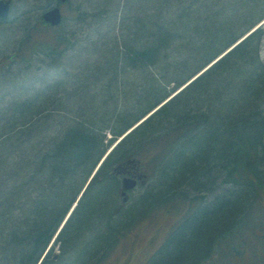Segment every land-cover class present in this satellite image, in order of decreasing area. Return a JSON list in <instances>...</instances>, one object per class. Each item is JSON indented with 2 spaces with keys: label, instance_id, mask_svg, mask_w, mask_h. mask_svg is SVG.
<instances>
[{
  "label": "trees",
  "instance_id": "1",
  "mask_svg": "<svg viewBox=\"0 0 264 264\" xmlns=\"http://www.w3.org/2000/svg\"><path fill=\"white\" fill-rule=\"evenodd\" d=\"M195 2L182 5L181 0H153L147 21H130L127 27L124 26L128 34L120 36L121 39L116 37L111 46L108 41H101L87 49L99 56L95 62L98 66L95 74L102 80L93 78L94 83L102 85L87 93L91 100L97 97L103 102L108 96L117 100L115 90L111 89L113 85L107 89L105 84L110 79L115 83L120 66H130L139 76L150 74L146 73L151 67L160 70L166 79L175 81L176 78L178 84L235 44L206 72L165 103L152 118L136 127L113 154L107 156L57 235L60 255L52 260L49 252L42 264H62L66 259L73 263L76 256L70 252L79 248L78 241L82 240L83 231H93L91 237H94L89 240L90 245L82 246L86 251L93 252L91 248L104 246L108 252L118 243H121L120 247L124 245L123 250L126 251L129 245L131 248L137 245V234L150 230V226L147 223L132 226V220L125 224L132 217L130 208H121L123 202L118 204L120 181L115 174L116 166L134 161V166H139L136 162L139 161L161 170L164 162L169 160L171 171L161 174L159 180L174 184L171 189H178L185 182L189 186L194 183L209 186V190L212 187L214 191L222 183L232 185V189L212 196L201 217L204 224L198 222L197 215L191 222H185L182 226L187 227L175 232L151 264H193L198 253L204 254L210 248L212 251L214 247L211 246L219 245L222 240L228 241L230 233L233 236V231L226 230L231 222L236 227L245 228L248 233L258 226L262 236L259 239L264 241L262 218L257 213L252 214L264 197V62L259 55L264 27L251 31L264 19V0H252L246 8L225 2L216 10L210 7L211 4L195 6ZM229 10L231 13H227ZM57 28L54 27L55 30ZM204 32L208 33L206 37L201 35ZM197 34L199 36L195 37ZM56 36L49 49L58 56L69 41L65 42L64 35ZM242 36L245 37L238 41ZM38 46L23 42L19 56L23 59L33 56L38 52ZM56 63L53 65H59L61 61ZM121 74L125 72L121 71ZM111 75L103 84V77ZM181 77L182 80H178ZM218 80L230 90L219 92L214 87ZM49 91L41 94V105L48 100ZM162 91V88L153 86L146 97H138L139 100L131 106L135 109L132 117L116 111L106 117L105 113L99 115L98 110L94 113L84 110L80 116L51 114L45 118L41 115L35 120L28 117V113L40 96L36 95L35 102L33 99L19 102V113L23 115L19 118V129L0 131V260H7L8 264H35L105 153L106 128L114 137L120 135L161 101L160 98L166 94L165 88ZM190 102L199 107L188 116L184 109ZM181 103L182 107L178 106ZM178 108L181 110H176ZM159 115L168 123L160 133L147 135L152 130H160L153 123L154 117ZM171 115L179 119L169 122ZM40 117L42 121L38 122ZM7 120L0 117V123H6V128ZM129 138L139 141L133 148L126 149ZM13 139H19L16 159L11 157V146H8ZM182 141L186 142L183 144L186 152H177ZM118 152L122 155L114 157ZM128 227L134 229L131 232L133 238H124ZM168 227L161 229V235ZM219 227L224 233L214 237L221 232ZM194 228L200 233L195 235V246L189 251L185 244ZM99 233L104 234L103 240ZM154 234L150 230L149 238ZM253 235L252 239L255 238ZM223 250L225 254L226 246ZM228 251L237 253L234 245ZM125 254L126 258L120 262L131 263L129 250ZM226 257L227 253L225 257L220 254L219 260L230 264Z\"/></svg>",
  "mask_w": 264,
  "mask_h": 264
},
{
  "label": "rangeland",
  "instance_id": "2",
  "mask_svg": "<svg viewBox=\"0 0 264 264\" xmlns=\"http://www.w3.org/2000/svg\"><path fill=\"white\" fill-rule=\"evenodd\" d=\"M10 1L11 14L6 21L1 22L0 24V117L3 116L4 120L8 119L6 121L8 124L7 128L5 125L6 123L4 125V122L0 123V131L4 130V132L11 130L12 128L14 130L19 129V118H23V115L19 113V102L27 99H33L35 102L34 98H36V95H39L40 97L36 98V105L33 110L28 113V117L34 118L35 120L41 115L43 116L42 118H45L51 114L61 115L67 113L69 115L70 113L72 116H80L84 110L91 113H94V110H98L99 115L105 113L106 117H108L113 111L124 116L130 114L132 117L135 113V109H131V106L135 104L139 98L142 99L143 97H146L147 94H149L148 92L152 90L153 86L154 88H162V93L165 88L166 94L160 98L161 101L141 117L140 120L128 127L124 134L114 137V134L106 128L104 144H106L107 147L105 151L112 149L113 151L111 152L113 154L118 146L129 137L135 128L139 127V124L142 121L152 118L157 110L160 111V109H162L164 106L163 104L168 99L174 95H178L177 93H180L188 87L191 82L196 80L195 78L198 75L206 72L217 59L233 47L230 46L229 48H226L217 57L203 66L198 72H195V70V73L191 74V76L189 74V76L183 78V80L182 77L178 79L182 80V84H177L175 82L177 81L176 78L174 79L175 81L164 78L160 70H155L151 67H148L149 71L146 73L150 74L139 76V74H137L130 66L126 65L123 68L120 66V69L117 70L115 83L110 79L109 83L107 82L108 84H105L104 80L109 79L112 75L103 77V84L107 85V89L113 85V88L111 89H113V91L115 90L117 100L113 97L110 98L108 95H105L108 96V98L104 99L103 102L97 97L95 100H91L89 98L90 94H88L87 91L94 92L97 88L99 89L102 84L98 85L93 81V78L101 80L99 76L95 74V69H98L95 62L99 59V56L91 51V49H87L93 48V46L100 44L101 41H108L111 46L116 41V37H123L128 34V30L125 27L129 25L130 21L132 22L134 19H143L147 21V16L153 5V0ZM194 1H196L195 6H206L211 4L210 7H213L214 10H216L222 7L225 2L234 3V5H244V8H246L247 3L252 0H181V4L189 5ZM55 3H58L64 15L63 22L57 30L53 27H47V24L42 20V12ZM231 11L232 10H229L227 13H231ZM93 14L96 16H93ZM220 19L223 20V17ZM258 25L264 27V19H262ZM207 34L208 33L206 32L201 33L203 37H206ZM56 35H64L65 42L67 40L69 41L66 43V49L63 50L62 54H58V56L57 53H54L49 49V46L55 42ZM191 35H194V32H191ZM198 36L199 35L197 34L195 37ZM23 42L26 44H39L40 47L38 46V48H36L38 52L33 54V56L28 55L23 59V57L19 56V48L23 45ZM259 49L260 59L264 62V37L262 38ZM60 61L61 64L53 65ZM86 63L90 64L86 65ZM121 71H124L125 74L120 75ZM149 81L153 86H151L152 84L150 85ZM214 83L216 85L214 87L217 88L219 92L221 90H230V88H226V86L219 82V80ZM49 89L48 100L44 105H41L40 101L43 98L41 97V94ZM140 101L142 104L144 103L143 100ZM189 104H192L193 106L189 107ZM186 105V107L184 106V111L188 116L193 114V112L199 107L193 102ZM178 106L182 107V103ZM176 110H181V108ZM171 116H169L171 117V121L169 122H176V120L179 119L178 116ZM42 118L39 119L38 122H41ZM153 120V123L156 124V127H159L158 129L160 130H152V132L147 135L160 133L162 128L168 123V120L161 115L154 117ZM14 122L16 123L14 124ZM110 123L113 125L114 121ZM11 124H14V126L12 127ZM153 128L154 127L151 129ZM137 141L139 140L129 138L126 145L128 148L126 149L133 148ZM185 143H183V141L180 143L177 152L185 151L183 148V144ZM8 146H11V157L16 159L19 150V139L10 140ZM119 154H121V152L115 154L114 157ZM104 161L101 162L103 163ZM167 161L169 162V160H166L163 165L164 167L161 170L158 167L155 170L152 164L147 163L143 167L145 168L144 172H146L148 176L146 184L144 186H141V184L133 189L130 192V200L121 207L125 209L130 208L129 210L131 212L130 217L132 218L126 222L124 221L125 224H128L131 220L130 223H132V226H140L143 223H147L146 225L150 226V230L155 232L154 236L149 238L148 235L150 234V230L148 228L137 234L135 240V242L137 241V245L132 248L131 245H129L126 251L123 250L124 245L120 247L121 243H118L115 249L112 248L108 252L103 249L104 246L99 249L91 248L93 252L95 251V253H93L91 251H86L87 249L85 250L83 248L86 247L85 244L90 245L91 242L89 240L92 238L91 235L93 231H83L82 235L84 236L81 238V241H78L80 246L77 247L79 248L71 250L70 252V255L76 256L74 262L71 263L66 259L62 264H121L123 261H120L122 258H126L127 254L125 253L128 250V259L130 257L129 260L131 262L129 264H151L158 256V253L163 249V246L166 243L168 244L167 241H169L179 229L178 223L183 222L180 226L181 229L185 222L187 223L197 215L199 216L198 222L201 225L204 224L201 217L205 214L203 212L205 208L208 207L207 204L213 199V197L221 192L232 189V185L229 182L222 183L216 186L217 188L214 191L215 188L210 187L209 190V186L204 185V187L197 183L189 186L187 185L188 183L185 182V184H183L184 186L179 187L178 189H171L174 184L159 180L161 174H165L166 171H171L170 163L168 164ZM121 198L122 196L120 194V197L118 196L119 205L122 204ZM191 198H193V202H191ZM75 200L71 208H69V212L65 214L58 227L62 226L65 220L67 221L71 215L76 207L74 206L76 203ZM189 204H191V206H189ZM187 206L191 208L189 209ZM257 206V210H254L252 214H259L264 223V197L260 199ZM138 214L140 215L137 217ZM195 223L192 224L195 225ZM210 223L211 222H209V225ZM205 224H208V221ZM194 225H192V227ZM168 226H171V228H176L177 226V229L168 237L163 245L158 248L159 243L165 240L164 237H162L163 235H161V229ZM238 226L239 227H236V225H233L231 222L229 228L226 230L230 232L233 231V236H231L230 233V239L228 241L222 240L219 245L211 246L214 247V250L212 251L210 248L207 249L208 251L204 254L198 253L193 264H225L223 261H220L219 258L220 254H223L225 257L226 253L230 264H264V241L260 240L262 239V236L260 235L261 231L258 226L257 228L255 227L251 233H248L245 228L241 229L240 225ZM186 227L187 226H184L183 228ZM211 227H213L212 223ZM102 229L105 228L102 227ZM219 229H221V227H219ZM133 230V227L126 228L123 234L124 238H129L130 236L133 238L131 235ZM199 233L200 231L198 232L197 229H192L187 241L185 240L187 242H185V249H188L189 251L192 250L195 246V243L193 244L195 235H199ZM223 233L224 231L221 229V232H218L214 237ZM156 234H158V236ZM250 234H254L253 236H255V238L252 239ZM99 235L103 240L104 234L101 235L99 233ZM232 245L237 249V253L228 251L229 247L231 248ZM222 246H226L227 252L225 254V250H223ZM170 249L173 248L171 247ZM50 252L52 253L50 259L52 260L55 259L57 255H60V242H57L56 240L53 241ZM90 252L91 255H88L89 257L87 258L86 255ZM104 256L106 257L103 258ZM0 264H8V262L7 260H0ZM9 264L15 263L12 262Z\"/></svg>",
  "mask_w": 264,
  "mask_h": 264
},
{
  "label": "water",
  "instance_id": "3",
  "mask_svg": "<svg viewBox=\"0 0 264 264\" xmlns=\"http://www.w3.org/2000/svg\"><path fill=\"white\" fill-rule=\"evenodd\" d=\"M8 13H9L8 2H3L2 0H0V18H6L8 16ZM44 17L47 21H50L52 24H57L60 21L59 9L56 7L54 9L47 11L44 14ZM122 184L124 187V190L122 192V195L124 196L123 200L126 201L127 200L126 190L132 189L135 186L136 181L133 178L124 177L122 179ZM83 191H82V193H83Z\"/></svg>",
  "mask_w": 264,
  "mask_h": 264
},
{
  "label": "flooded vegetation",
  "instance_id": "4",
  "mask_svg": "<svg viewBox=\"0 0 264 264\" xmlns=\"http://www.w3.org/2000/svg\"><path fill=\"white\" fill-rule=\"evenodd\" d=\"M126 165H118V174L121 177L124 176H132L136 178L137 180L143 181L144 172L139 166H134L129 164L128 162L125 163ZM121 191V189H120Z\"/></svg>",
  "mask_w": 264,
  "mask_h": 264
}]
</instances>
